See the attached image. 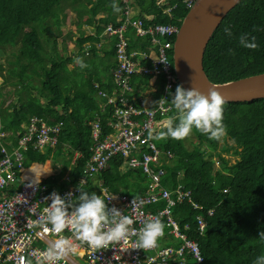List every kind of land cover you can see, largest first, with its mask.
Listing matches in <instances>:
<instances>
[{
	"label": "trees",
	"instance_id": "trees-1",
	"mask_svg": "<svg viewBox=\"0 0 264 264\" xmlns=\"http://www.w3.org/2000/svg\"><path fill=\"white\" fill-rule=\"evenodd\" d=\"M154 1L136 0L133 5L138 9L137 17L145 27L156 24L180 25L187 13L184 0H170L172 5H176L170 17L162 15ZM87 2L0 0V49L6 46L17 47L16 53L9 52L11 59L7 61L8 66L0 64V128L9 134L7 148L11 151L18 145L17 135L22 124L28 123L30 118L38 117L47 125L58 122L62 124L55 147H46L43 152L29 147L23 155V169L33 164L45 165L50 161L53 171H59L53 180L40 179L41 183L49 186H56L67 170L70 172V182H64L62 186L77 183L85 162L91 156L89 122L94 120L95 114L100 116L103 136L109 132L106 128L109 109H105L101 116V107L95 102L97 90L90 82L96 79L102 90H111L112 80L108 82L110 78L107 76L104 82L100 74H97L105 67L106 71L102 73H111L115 66L112 63V59H115L114 47L111 51L104 50L99 58L94 50L90 52L92 59L85 60L87 67L82 69L88 79L83 77L81 88L76 89V84L80 83L68 86L59 84L60 74L66 68V59L59 56L56 47L46 53L45 47L53 44L48 38L44 42L40 41L39 35L46 34L37 35V28H43L47 33L50 21L53 25H59L65 19L66 8H82ZM94 3L95 8H111L110 5L115 2L98 0ZM116 4L123 7L121 3ZM109 22L114 25L119 23L118 20L109 19L102 21L100 28L104 29ZM26 28H31V31L25 32ZM225 28L232 32L231 37L225 34ZM126 35L129 37V50H146L149 47L148 38ZM242 35H247L250 41L255 38L256 48L242 47L239 42ZM144 64L149 65V62ZM203 67L209 80L216 84L264 73V0H242L228 13L206 47ZM35 80L39 84L34 85ZM147 80L148 77L134 79L145 87ZM24 81L28 82L25 91L20 89ZM7 85L13 88L14 93L17 89L21 92L19 98L9 101L4 107L8 93H2V89ZM133 88L134 94L139 96L136 93L138 87ZM23 91H37L47 100L46 105L42 106L37 98L27 101L21 96ZM153 95L158 98L159 92ZM223 108L226 135L221 138L224 143L219 151L217 140H209L207 135L196 130L183 140H158L155 137L166 129L163 126L156 130L151 140L161 151L172 154L170 160L161 161L160 169L164 171L162 186L172 191L178 184H182L191 191L195 202L214 210L212 217L207 219L204 235L200 236L195 227L196 212L187 204L175 208V219L182 230L185 225L190 226L187 236L198 242L204 263L255 264L258 257H264V99L224 103ZM227 153L236 156L233 162L224 157L223 154ZM75 154L80 155V158L71 165ZM214 157L218 159V169L210 161ZM122 168L123 160L113 158L108 168L97 176V183L89 181L83 191L92 194L96 184H100L112 193L129 197L145 193L141 171L124 172ZM171 240L169 238L162 245L176 246L177 243Z\"/></svg>",
	"mask_w": 264,
	"mask_h": 264
},
{
	"label": "built area",
	"instance_id": "built-area-1",
	"mask_svg": "<svg viewBox=\"0 0 264 264\" xmlns=\"http://www.w3.org/2000/svg\"><path fill=\"white\" fill-rule=\"evenodd\" d=\"M121 1L126 3L125 0ZM169 2H156L168 16L176 8V5L170 6ZM196 2L184 0L183 4L186 9H190ZM123 8L119 26L108 25L105 29V34L115 38L113 87L106 91L98 84L94 85L97 97L105 101L103 109L112 111L107 123L109 132L103 136L98 119L91 124V156L85 162L82 175L75 185L61 188L59 185L43 184L41 178L38 181L24 179V152L29 147L42 152L46 147H55L61 132L60 123L47 125L39 118H30L17 135V147L11 151L7 148L9 135L0 129V264H42L41 253L57 238L56 234L45 232L34 225L42 208L51 203L47 198L55 192L66 203H74L80 190L89 181L97 179L113 158L123 160L125 170H140L143 177L141 182L146 191L129 197L107 190L106 196L111 198L105 201L106 208L110 210L114 207L122 215L132 218L134 224L130 227L133 229H139L146 219L159 216L165 224L164 235L159 239L158 246L152 249H136L137 237L130 234L126 240L110 245L107 249L97 250L75 241L70 229L66 228L61 235L72 238L77 248L60 264H205L198 242L187 236L190 226L185 225L182 230L175 219V208L187 204L196 212L194 221L200 236L204 235L207 219L212 217L214 210L195 202L191 191L182 184H178L172 191L162 186L164 171L160 169L161 161L170 160L172 154L161 151L151 140L156 130L165 126V120L173 114L168 102L172 98L170 93L173 94L178 85L173 70L172 51L179 26L156 24L145 27L142 20L132 19L127 4ZM126 32L136 38H148L149 47L146 50H129ZM146 61L149 65L144 64ZM136 77L158 80L153 89L145 92L146 95L148 91L152 93V96H147L148 100L134 95L132 83ZM158 92L159 97L153 98V93ZM159 102L169 111H163ZM78 158L80 155L75 154L71 165ZM65 181L70 182L69 176ZM105 189L99 184L97 195L101 196ZM168 237L177 245L163 246L161 240Z\"/></svg>",
	"mask_w": 264,
	"mask_h": 264
},
{
	"label": "clouds",
	"instance_id": "clouds-1",
	"mask_svg": "<svg viewBox=\"0 0 264 264\" xmlns=\"http://www.w3.org/2000/svg\"><path fill=\"white\" fill-rule=\"evenodd\" d=\"M156 2L157 0L154 1V5L162 15H165L163 10L156 5ZM116 3H121L123 6L126 3L120 0L110 5L113 12L118 13L120 8ZM169 4L172 6L170 2ZM190 9H187V12ZM108 25H106V27ZM105 29L103 34H105ZM224 31L227 36L231 37L232 32L228 28H225ZM38 34L39 31H37V35ZM39 37L40 41L43 40L42 42H44L48 36L46 33V35H39ZM254 39L255 38H252V41H250L247 35H242L239 42L244 48L254 49L257 46L254 43ZM7 47L17 48L16 46H6L0 50ZM9 59H11V57L8 53L7 61ZM76 63L81 69L87 67L80 58L76 59ZM4 73L5 72H3V74ZM133 83H135V81H133ZM170 95L172 98L168 104L170 108L174 110V114L170 115L165 120L166 129L158 133L155 137L156 139L164 140L170 138L179 141L191 135L194 130L207 135L209 140H220L226 135V128L223 124L224 100L217 91L210 90L208 95L205 96L195 89L185 90L178 84L175 93H170ZM99 100L101 101L99 105L101 107L102 116L105 112V109H103L105 101ZM158 105H160V102ZM160 106L163 111H169V108H165L162 105ZM111 112V110L108 111L106 128ZM97 119L102 123L100 116L95 114L94 120L90 122V127ZM59 123L60 122H58V124ZM4 133L7 134L6 132ZM29 187H31V185H29ZM106 193L107 189L104 190L101 196L95 193L89 194L86 191L80 190V195L74 203H66L65 199L61 198V196L55 192L47 198L51 200V203L42 208L41 212L38 214L37 221H34V225L39 226L45 232L56 234L57 238H55L41 253L42 264H45V262L46 264H60L67 256L74 253L77 245L73 243L72 238H74L75 241H79L81 244H86L92 249L101 250L126 240L130 234H135L137 237L135 240L136 249H152L158 246V241L163 237L165 229V224L161 218L159 216H152L146 219L139 229H133L130 227L134 224L132 218L122 215L121 212L114 207L110 210L106 208L105 201L111 198L106 196ZM69 209H71V211H69ZM66 228L70 229L72 238L61 235ZM255 264H264V257H258Z\"/></svg>",
	"mask_w": 264,
	"mask_h": 264
},
{
	"label": "water",
	"instance_id": "water-1",
	"mask_svg": "<svg viewBox=\"0 0 264 264\" xmlns=\"http://www.w3.org/2000/svg\"><path fill=\"white\" fill-rule=\"evenodd\" d=\"M242 0H197L182 19L173 44V70L179 86L207 96L217 91L224 103H245L264 99V73L216 84L203 67L206 47L214 32Z\"/></svg>",
	"mask_w": 264,
	"mask_h": 264
},
{
	"label": "crops",
	"instance_id": "crops-1",
	"mask_svg": "<svg viewBox=\"0 0 264 264\" xmlns=\"http://www.w3.org/2000/svg\"><path fill=\"white\" fill-rule=\"evenodd\" d=\"M87 1L88 2L85 3L82 8L73 9V10L66 8L65 9L66 13L64 11L65 19L58 25V27H56L55 31L52 30L53 26L48 27L47 34L52 33V32L55 33L57 35L58 41L61 40L63 42V44H64L63 47H65V50H64L65 52H66V48L69 45L74 46L75 51H76L74 53H71V55L72 54H75V55L67 56L66 68H65V71H62V73L60 74L61 79H59V84L64 83V76L71 74L70 71L67 69V67L69 68V66L71 67L72 64H75L77 67V70H79V71L74 72L73 76H76L79 79L80 84H79V87H77V88H81V86H82L81 85V83H82L81 79H83V77L88 79V76H87V73L85 71H83L82 69L81 70L79 69L80 66L76 63V59L80 58V59H82L83 62H85V60L92 59L90 57V55H91L90 52L91 51L93 52V50H94V54L99 55V57H100L101 55H103L104 50L111 51L115 45V38H112L111 36H109L107 34H103V31H104L106 26H104V29H102V28H100V25L102 24V21H106L109 19L114 20V21H116V20L119 21L120 16L124 10V8H123L124 6L122 8L119 7L120 11L117 13V12H113L112 8H110L108 6L95 8L94 0H87ZM125 1H126V4L128 5V7L130 9L132 19H135V18L139 19L137 17L138 9L133 6L135 1H132V0H125ZM74 11H75V13H74ZM87 12L89 14L88 20L86 19V13ZM81 20H84V22L81 23ZM82 24L84 26H82ZM108 24H110V22ZM110 25H113V27L119 26L118 24L117 25L110 24ZM81 26H82V28H81ZM85 27L87 30H85ZM37 29H38L39 33L46 34V32L43 28L42 29L37 28ZM30 31H31V28L25 29V32H30ZM85 31H87V32H85ZM126 34H127V32H126ZM87 38H90V39L86 40ZM59 43L60 42H58V44ZM67 52H70L69 49L67 50ZM113 62L115 63V59H112V63ZM105 71H106V67L104 68V70H100V72L97 74V76L100 74L99 76L101 77L102 81H104V82H106L105 78L108 76L110 78L108 82L111 83V80L113 82L112 71L108 75H107V73H104V74L102 73ZM70 76L72 77V74ZM90 83L92 85H95V84L99 85V83L96 81V79L95 80L93 79ZM156 84H158V80L154 81V80H151L150 78H148L147 87H145V90L147 91V90L153 89ZM36 93L38 94L37 96L35 95ZM148 95L152 96V93L150 94V91H148L147 95L144 93V94H142V97H144V98H146V100H148V98H147ZM12 96L14 99L19 98V94L16 95L14 92H13ZM21 96L26 98L27 101L34 99V98H37L40 100L42 106L46 105V102H47V100L42 98L37 91H31V92H24L23 91L21 93ZM153 98H155V97H153ZM95 102L98 104H101V101L98 98L95 99ZM69 112H71V111H69ZM59 113H61V112L59 111ZM32 118H34V117H32ZM36 118H38V117H36ZM26 124H27L26 122H24L22 124L21 131L23 130V128H25ZM89 124H90V122H89ZM33 167H34V169H32ZM44 167H45V169H43ZM46 169H47V167L45 165L33 164L30 167H27L24 169L25 170L24 179H34V180L38 181L41 177H43L41 179L45 178L46 180L47 179L53 180L57 177V175H58L57 173L59 171H56V172L53 171V173H52L50 168H48L47 172H49V173H47ZM69 173H70L69 171H66L65 175L62 177V179H60L58 181L56 186L59 185V187H61V188L67 187V185L62 186L63 185L62 183L66 182L65 178H68ZM98 185L99 184H96V187L94 188V191H93L96 195H97L96 188L98 187ZM1 197H2V195H0V198ZM161 242H163V240H161ZM163 244H164V242H163Z\"/></svg>",
	"mask_w": 264,
	"mask_h": 264
},
{
	"label": "rangeland",
	"instance_id": "rangeland-1",
	"mask_svg": "<svg viewBox=\"0 0 264 264\" xmlns=\"http://www.w3.org/2000/svg\"><path fill=\"white\" fill-rule=\"evenodd\" d=\"M97 0H94V2H96ZM132 1H136V0H132ZM65 13H66V11H65ZM74 13H75V11H74ZM68 17V16H67ZM88 18H89V14H88V12L86 13V19L88 20ZM84 22V20H81V23H83ZM49 23V26L51 27V26H53L52 27V30L53 31H55L56 30V27H58V25H53L52 23H51V21L50 22H48ZM81 25V24H80ZM82 26H84L83 24H82ZM82 26H81V28H82ZM85 30H87L86 29V27H85ZM85 32H87V31H85ZM128 35H133L132 33H128ZM47 36L48 37H46V38H48L49 40H51V42H52V44L53 45H50V46H46L45 47V52L46 53H49V52H51L52 51V47H56V52L59 54V56L60 57H64V59H67V56H72V55H75V54H72L71 55V53H74V52H76L75 51V47L74 46H70L69 44V46L66 48V52L64 51L65 50V47H63L64 46V44H63V42L61 41V40H59L58 41V39H56V34L55 33H49V34H47ZM42 40V39H41ZM43 41V40H42ZM58 42H60L59 44H58ZM69 49V51L70 52H67V50ZM10 51H14L15 53L17 52V48H14V47H7V48H5V49H2V50H0V63H2V64H4V66H7V63H6V61H7V59H8V53L10 52ZM97 57L99 56V55H96ZM99 58V57H98ZM67 69L70 71V73L72 74V77L70 76L71 74H68V75H66V76H64V83L66 84V86H68V85H71V84H73V83H79V79L76 77V76H73V73L74 72H78L79 70H77V67H76V65L75 64H72L71 65V67L69 66V68L67 67ZM1 78V77H0ZM37 84H39V82H38V80H35L34 81V85H37ZM77 85V87H79V84H76ZM132 86L133 87H138V89L136 88V93L137 94H139L140 96H142V94H144L145 92H146V90H145V85L144 84H142V83H140L139 81H137L136 83H132ZM27 87H28V82L27 81H24V84L22 85V86H20V89H22V90H26L27 89ZM76 87V88H77ZM147 87V86H146ZM18 88V87H17ZM8 93V97L5 99V103H4V107L9 103V101H12V100H14L15 101V99L13 98V96H12V94H13V88H11V87H9V85H7V87L5 86L3 89H2V93ZM20 92H21V90H18L17 89V92L15 93L16 95L17 94H20ZM36 96L38 95L37 93L35 94ZM135 95V94H134ZM165 127H166V125H165ZM223 140L222 139H220V140H217V151H219V148L221 147V146H223ZM216 151V152H217ZM224 155V157L226 158V159H229V160H231V162H233V159L234 158H236V156H233L232 154H223ZM209 161V160H208ZM210 161H212L213 163H215V166H216V168L218 169L219 168V165H217V161H218V159L216 158V157H214V158H212V159H210ZM45 166L46 167H48V168H50V170H51V172L53 173V168H52V165H51V163H50V161H48V162H46V164H45ZM122 171H124L125 172V168H122ZM47 173H49V172H47ZM42 178V177H41ZM94 181V183H97V180L95 179V180H93ZM167 239H169V237L168 238H165L164 240H163V242H165V240H167Z\"/></svg>",
	"mask_w": 264,
	"mask_h": 264
}]
</instances>
